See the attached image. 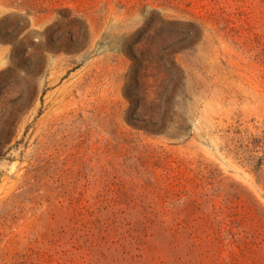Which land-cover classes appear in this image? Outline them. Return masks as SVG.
<instances>
[{
  "label": "rangeland",
  "instance_id": "obj_1",
  "mask_svg": "<svg viewBox=\"0 0 264 264\" xmlns=\"http://www.w3.org/2000/svg\"><path fill=\"white\" fill-rule=\"evenodd\" d=\"M0 264H264V0H0Z\"/></svg>",
  "mask_w": 264,
  "mask_h": 264
},
{
  "label": "trees",
  "instance_id": "obj_2",
  "mask_svg": "<svg viewBox=\"0 0 264 264\" xmlns=\"http://www.w3.org/2000/svg\"><path fill=\"white\" fill-rule=\"evenodd\" d=\"M187 37H190V36L180 35V37H178L179 38L178 43L179 44L183 43L187 39ZM129 101H130L131 107H135L139 104L140 97L138 95H133V98L129 99ZM128 124L133 130H135L137 132H143L146 136L156 137V136L162 135L163 132L165 131L166 118L162 112L161 113L158 112L155 115H150V117L147 119H145V118L141 119V118H137V117L130 118V120L128 121ZM262 161H263V158L260 157L258 159L257 164L261 165ZM162 179L165 181V184L167 186L172 185V183H169V181L171 180L170 177L164 175V176H162ZM75 215L77 216V218H80V219L84 218L83 214L81 215L80 213H77ZM159 215H161V213H159V211L156 208H148V213H146L144 218L146 220H154ZM113 220H117V219H112V221Z\"/></svg>",
  "mask_w": 264,
  "mask_h": 264
}]
</instances>
